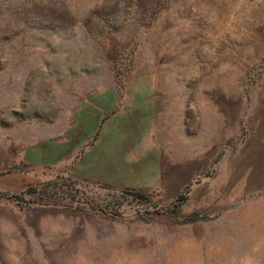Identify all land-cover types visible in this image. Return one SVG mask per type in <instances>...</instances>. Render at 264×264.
Returning a JSON list of instances; mask_svg holds the SVG:
<instances>
[{
	"label": "rangeland",
	"instance_id": "rangeland-1",
	"mask_svg": "<svg viewBox=\"0 0 264 264\" xmlns=\"http://www.w3.org/2000/svg\"><path fill=\"white\" fill-rule=\"evenodd\" d=\"M0 264H264V0H0Z\"/></svg>",
	"mask_w": 264,
	"mask_h": 264
},
{
	"label": "crops",
	"instance_id": "crops-1",
	"mask_svg": "<svg viewBox=\"0 0 264 264\" xmlns=\"http://www.w3.org/2000/svg\"><path fill=\"white\" fill-rule=\"evenodd\" d=\"M127 124L128 121L125 125L123 124L122 120L118 118L105 120L100 128V138H103V140H106V142L110 143H113L115 138H129V133L127 132V135L125 134L126 131L129 130ZM146 130L143 128H136V138H147ZM131 138H133V136Z\"/></svg>",
	"mask_w": 264,
	"mask_h": 264
}]
</instances>
